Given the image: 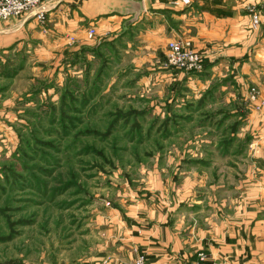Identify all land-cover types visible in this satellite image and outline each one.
<instances>
[{"label":"rangeland","instance_id":"1","mask_svg":"<svg viewBox=\"0 0 264 264\" xmlns=\"http://www.w3.org/2000/svg\"><path fill=\"white\" fill-rule=\"evenodd\" d=\"M45 16L38 25L47 35ZM90 45L86 52L68 48L67 61H37L35 71L21 56L13 66L0 63V79L11 73L13 86L0 82V103L12 101L16 110L0 112V264H114L124 233L116 214L141 200L186 199L188 170L197 181L208 156L226 148L220 105L208 111L209 101L195 102L185 85L177 99L168 89L161 93L153 66L135 59L138 49L116 46L120 54L111 41ZM252 89L264 100L256 87L248 96ZM232 131L225 138L241 142L227 147L241 152L246 138ZM212 170L211 184L219 180ZM194 183L192 194L206 192Z\"/></svg>","mask_w":264,"mask_h":264},{"label":"crops","instance_id":"2","mask_svg":"<svg viewBox=\"0 0 264 264\" xmlns=\"http://www.w3.org/2000/svg\"><path fill=\"white\" fill-rule=\"evenodd\" d=\"M112 1L45 0L47 35L34 18L0 23V63L13 66L20 56L30 67L53 56L65 55L67 61L68 48L86 52L84 46L95 47L91 42L111 41L120 54L116 46L133 47L139 50L135 59L153 66L161 93L168 89L177 99L180 86L185 85L194 92L195 102L209 101L208 111L220 105L225 110L219 123L225 130L221 141L226 140V148L208 156L204 174L198 173L194 181L206 192L192 194L198 184L192 182L196 174L189 169L186 199L178 200V194L171 203L141 200L124 215L116 214L124 233L112 262L132 264L143 255L148 264H191L205 254L208 264H264V110L255 112L246 99L250 87L258 88L264 99V0H191L179 8L171 4L174 0H135L142 3L143 13L129 27L124 24L131 17L105 15ZM255 14L260 17L258 30L252 29ZM90 28L96 30L93 40L87 37ZM177 38L192 41L203 57L204 72L168 67V44ZM22 49L24 55L19 54ZM4 76L0 82H8L5 90L13 89ZM215 78L222 81L219 88L212 85ZM11 103L3 98L0 112L16 111ZM232 117L239 120L233 123ZM229 130L246 138L243 151L227 147L241 142L234 139L238 136L227 140ZM227 160L229 166L223 168ZM210 169L219 177L213 184L206 174ZM228 176L235 177L232 186L226 182Z\"/></svg>","mask_w":264,"mask_h":264},{"label":"built area","instance_id":"3","mask_svg":"<svg viewBox=\"0 0 264 264\" xmlns=\"http://www.w3.org/2000/svg\"><path fill=\"white\" fill-rule=\"evenodd\" d=\"M184 5H188L190 0H182ZM180 5V4H175ZM47 9L45 0H0V23L7 22L12 19L28 17L34 18L38 22L43 23ZM260 23L258 16L253 18V29L257 30ZM96 35L95 28L87 31V37L93 39ZM167 65L176 70L188 73H201L204 71L205 65L201 54L194 49L192 43L188 40H175L168 46ZM258 91L252 89L248 96V101L257 111L264 107V100H258ZM247 101V102H248ZM133 264H148L144 256H139ZM171 264V263H161ZM191 264H208L205 254H201L199 260Z\"/></svg>","mask_w":264,"mask_h":264},{"label":"water","instance_id":"4","mask_svg":"<svg viewBox=\"0 0 264 264\" xmlns=\"http://www.w3.org/2000/svg\"><path fill=\"white\" fill-rule=\"evenodd\" d=\"M143 13L142 3L135 0H113L107 8L105 15H119L122 17H131L124 26L129 27L136 23Z\"/></svg>","mask_w":264,"mask_h":264},{"label":"trees","instance_id":"5","mask_svg":"<svg viewBox=\"0 0 264 264\" xmlns=\"http://www.w3.org/2000/svg\"><path fill=\"white\" fill-rule=\"evenodd\" d=\"M204 61V60H203ZM204 65H205V63H204ZM222 148V147H221Z\"/></svg>","mask_w":264,"mask_h":264}]
</instances>
